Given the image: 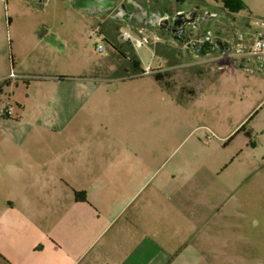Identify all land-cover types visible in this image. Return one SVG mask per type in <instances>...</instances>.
Returning <instances> with one entry per match:
<instances>
[{
  "label": "rangeland",
  "instance_id": "rangeland-1",
  "mask_svg": "<svg viewBox=\"0 0 264 264\" xmlns=\"http://www.w3.org/2000/svg\"><path fill=\"white\" fill-rule=\"evenodd\" d=\"M224 1L0 0V76L18 74L2 86L0 131H42L35 127L33 115L24 117L23 110L28 101L47 94L39 84L29 86L38 76L79 74L117 82L115 88L104 91L103 98L117 102L119 108L109 106L99 113L130 115V148L140 150L139 161L160 168L154 184L176 174L183 187V212L191 214L198 226L195 244L203 257L199 264H264V49L253 53L254 44L260 39L264 42V0H237L240 8L233 18L242 25L250 24L251 32L238 37L241 53L217 63L198 64L199 60L190 58L184 47L160 31L166 14L188 11L193 4H208L216 14ZM100 19L105 20L114 40L127 47L128 58L135 55L144 72L151 67L154 73H132L129 59L112 51L102 37L96 38L90 27L86 31L80 26H60L68 20H86L98 26ZM219 20L212 19L213 31ZM53 28L52 33L79 36L80 47L66 45V50L58 53L40 50L23 63L20 42ZM126 31L145 34L150 44L143 48L127 45L123 39ZM100 45L103 51L98 49ZM108 52L111 55L106 56ZM13 58L18 62L15 69ZM159 73L162 82L156 81ZM129 76L138 77L123 85L121 79ZM128 98L127 111L123 106ZM38 137L21 144H63L62 137L53 139L51 133ZM106 144L111 145L109 141ZM38 188L12 187L2 181L0 209L6 197H18L19 206H23L30 194L36 198L41 193L54 195L58 189L67 192L62 185L44 187V192L40 191L43 187ZM7 217L0 216V232L7 226L12 230L31 226L18 212ZM3 237L0 235V242Z\"/></svg>",
  "mask_w": 264,
  "mask_h": 264
},
{
  "label": "crops",
  "instance_id": "crops-1",
  "mask_svg": "<svg viewBox=\"0 0 264 264\" xmlns=\"http://www.w3.org/2000/svg\"><path fill=\"white\" fill-rule=\"evenodd\" d=\"M99 21L93 26L86 20H68L60 26L90 27L89 32H97L116 52L114 45H121L105 27V20ZM250 29V24H240L243 35ZM227 30L222 28L223 33ZM53 31L20 42L23 63L40 50L58 53L66 45L80 47L79 36ZM239 46L232 52L188 56L199 60L198 64L217 63L239 54ZM16 62L13 58L14 69ZM129 81L130 77L121 79L123 85ZM11 82L9 75H1L0 93ZM31 82L29 86L39 84L47 94L28 101L24 117L31 113L35 127L42 131H0V169L6 173L0 174V184L30 185L36 191L41 186V192L44 187L62 185L67 192L58 189L54 195L41 193L36 198L30 194L23 206L18 197H6L0 216L18 212L31 226L1 229L0 264H199L203 257L195 244L198 226L191 214L183 212V187L176 174L154 184L160 168L139 161L140 150L130 148V115L99 113L109 106L119 108L117 102L103 98L104 91L115 88L117 82L79 74L38 76ZM129 100L123 106L127 111ZM43 132L51 133L53 139L62 137L63 144H21L29 137L39 139ZM105 138L111 145H103ZM81 192L86 193V201L78 200L76 193Z\"/></svg>",
  "mask_w": 264,
  "mask_h": 264
},
{
  "label": "flooded vegetation",
  "instance_id": "flooded-vegetation-1",
  "mask_svg": "<svg viewBox=\"0 0 264 264\" xmlns=\"http://www.w3.org/2000/svg\"><path fill=\"white\" fill-rule=\"evenodd\" d=\"M222 5L223 7H219L220 12L216 14L210 12L208 4H193L189 6L190 10L188 11L180 10L174 15L166 14L160 25V31L164 33L167 39H172L177 45L184 47L189 54L201 55L202 53L198 51L202 47L205 50L204 54L221 52L220 43L224 46L223 52H227L229 48L234 51L238 37L243 35L240 30L241 23L239 19L233 18L235 12L226 8L224 4ZM214 17H220L216 23L217 29L215 31L212 29L214 28L212 21ZM222 28L228 30L223 33ZM228 37L231 38V42ZM208 50L210 51L208 52ZM123 51H125L124 48ZM162 71L161 68L158 72L161 73Z\"/></svg>",
  "mask_w": 264,
  "mask_h": 264
},
{
  "label": "built area",
  "instance_id": "built-area-1",
  "mask_svg": "<svg viewBox=\"0 0 264 264\" xmlns=\"http://www.w3.org/2000/svg\"><path fill=\"white\" fill-rule=\"evenodd\" d=\"M96 38H99L98 33L96 32L95 34ZM123 39L125 42H127V45L133 47V48H143L145 46H148L150 44V37L146 36L145 34L141 33L139 35H135L131 32L126 31L125 33H123ZM254 54H257L259 52H261V50L264 49V42L263 40H258L255 44H254ZM98 49L100 51L104 50L103 46H99ZM242 52V46L240 45L237 49V53H241ZM152 73H154V70L151 67H148L146 69V72H144V75H151ZM11 78H17V75L12 73Z\"/></svg>",
  "mask_w": 264,
  "mask_h": 264
},
{
  "label": "trees",
  "instance_id": "trees-1",
  "mask_svg": "<svg viewBox=\"0 0 264 264\" xmlns=\"http://www.w3.org/2000/svg\"><path fill=\"white\" fill-rule=\"evenodd\" d=\"M224 5L226 6V8H229L231 11H233L235 13L240 8L237 0H225ZM123 48H124L123 45H121V46L114 45V49L116 50V52L118 54H120L122 57L127 59L129 56L127 55L126 51H123ZM128 59H129V62L131 64V67H132V73H136L139 75L141 72V74L144 75V71L141 69V63L138 59H136L135 55H133V57L130 56V58H128ZM137 77L138 76L130 77V79L137 78ZM155 78H156V81L162 82V76L160 74H157L155 76ZM243 129H244V126L241 128V130H243ZM76 196H77L78 200L86 201V193L85 192L76 193Z\"/></svg>",
  "mask_w": 264,
  "mask_h": 264
},
{
  "label": "water",
  "instance_id": "water-1",
  "mask_svg": "<svg viewBox=\"0 0 264 264\" xmlns=\"http://www.w3.org/2000/svg\"><path fill=\"white\" fill-rule=\"evenodd\" d=\"M219 47H220V49L223 51V49H224V46H223V44L222 43H220L219 44ZM210 50H208V52H209ZM232 51V49L231 48H229V49H227V52H231ZM199 53H202V54H204L205 53V50H204V48L202 47L201 49H199V51H198Z\"/></svg>",
  "mask_w": 264,
  "mask_h": 264
}]
</instances>
